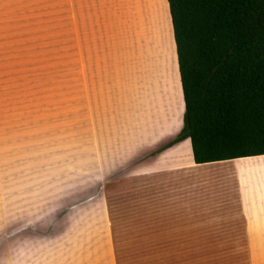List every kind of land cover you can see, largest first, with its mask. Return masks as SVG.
I'll list each match as a JSON object with an SVG mask.
<instances>
[{"label":"rangeland","instance_id":"374dc122","mask_svg":"<svg viewBox=\"0 0 264 264\" xmlns=\"http://www.w3.org/2000/svg\"><path fill=\"white\" fill-rule=\"evenodd\" d=\"M164 1L100 0L108 12L95 14L85 12L84 0H0V264L244 259L242 253L140 252L136 201L153 194L129 178V142L111 136L117 95L96 63L126 55L128 42L129 114L150 134L159 122L175 123ZM148 51L163 65L154 87Z\"/></svg>","mask_w":264,"mask_h":264},{"label":"crops","instance_id":"0c3cea01","mask_svg":"<svg viewBox=\"0 0 264 264\" xmlns=\"http://www.w3.org/2000/svg\"><path fill=\"white\" fill-rule=\"evenodd\" d=\"M85 1L86 13L108 12L100 0ZM171 42L173 47L172 34ZM125 46L126 55H108L105 64H96L105 72L102 77L109 78L111 92L117 95L112 118L117 131L111 136L115 141L129 142V178L135 177L136 183L153 194L136 201L141 210L135 221L141 222L144 240L140 252L242 253L245 256L239 264H264V154L197 164L192 160L187 138L165 146L182 124L183 102L174 47L166 57L169 65L174 64V72H166L175 87V123L159 122L162 125L150 134L134 113L129 114V43ZM152 53L148 51L146 59L155 69L147 70L149 81L153 75H160L163 67L161 57ZM156 83L154 80L150 87L158 86ZM151 91L149 102L155 110L159 102Z\"/></svg>","mask_w":264,"mask_h":264},{"label":"trees","instance_id":"16d2710c","mask_svg":"<svg viewBox=\"0 0 264 264\" xmlns=\"http://www.w3.org/2000/svg\"><path fill=\"white\" fill-rule=\"evenodd\" d=\"M166 6L183 112L165 146L187 138L197 164L264 154V0Z\"/></svg>","mask_w":264,"mask_h":264}]
</instances>
